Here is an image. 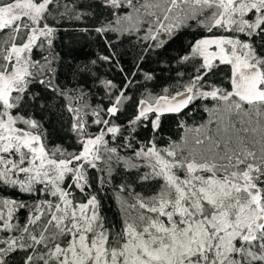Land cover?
<instances>
[{"label":"snow or ice","instance_id":"6c2138e0","mask_svg":"<svg viewBox=\"0 0 264 264\" xmlns=\"http://www.w3.org/2000/svg\"><path fill=\"white\" fill-rule=\"evenodd\" d=\"M0 264H264V0H0Z\"/></svg>","mask_w":264,"mask_h":264}]
</instances>
